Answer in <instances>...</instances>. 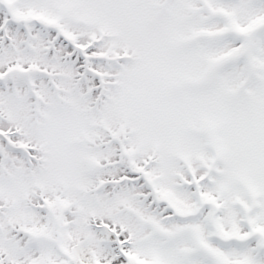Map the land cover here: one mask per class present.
<instances>
[{"label":"snow or ice","instance_id":"snow-or-ice-1","mask_svg":"<svg viewBox=\"0 0 264 264\" xmlns=\"http://www.w3.org/2000/svg\"><path fill=\"white\" fill-rule=\"evenodd\" d=\"M0 264H264V0H0Z\"/></svg>","mask_w":264,"mask_h":264}]
</instances>
